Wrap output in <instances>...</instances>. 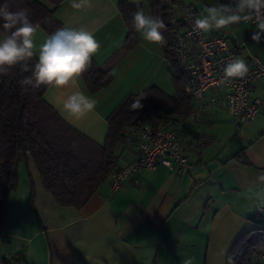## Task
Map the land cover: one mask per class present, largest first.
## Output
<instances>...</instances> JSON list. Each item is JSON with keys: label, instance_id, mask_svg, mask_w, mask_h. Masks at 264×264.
<instances>
[{"label": "crops", "instance_id": "obj_1", "mask_svg": "<svg viewBox=\"0 0 264 264\" xmlns=\"http://www.w3.org/2000/svg\"><path fill=\"white\" fill-rule=\"evenodd\" d=\"M125 1L149 13L146 0ZM71 3L44 5L63 26L93 33L100 48L92 58L109 70L108 81L90 91L80 75L66 86H49L44 100L75 130L102 144L108 115L127 95L149 86L175 95L160 82L171 68L161 44L138 35L127 38L118 0H90L82 9ZM209 3L180 0L174 16L181 18L191 9L197 18ZM254 30V23L245 22L209 33H224L235 47L243 43L237 48L244 60L256 55L264 63V41L251 40ZM4 35L0 31V38ZM48 35L38 25L33 37L37 51ZM77 90L98 101L80 117L63 109V100ZM213 94L209 108L192 100L187 117L175 115L157 126L179 136L191 164L183 175L157 163L153 170L126 178L115 191L107 178L75 209L56 205L43 190L31 158L21 162L17 187L8 195L0 222V264H183L188 257H194L193 264H225L239 236L264 227V182L257 179L264 175V102L253 121L237 128L224 99ZM251 96L264 100L260 78L252 84ZM136 152L135 143L120 144L116 167L132 161ZM253 260L264 263V251Z\"/></svg>", "mask_w": 264, "mask_h": 264}, {"label": "trees", "instance_id": "obj_2", "mask_svg": "<svg viewBox=\"0 0 264 264\" xmlns=\"http://www.w3.org/2000/svg\"><path fill=\"white\" fill-rule=\"evenodd\" d=\"M64 1L0 0V5L7 2L12 11L27 8L30 20L51 34L63 25L53 17L54 10L44 2L59 6ZM145 2L150 15L160 17L166 25L162 30L165 43L161 44V51L171 68L174 27L183 26L182 18H177L173 12L180 0ZM220 2L228 4L230 0ZM118 8L129 30L127 38H130L135 32L131 24L137 7L118 0ZM0 31L5 33L2 27ZM36 61L34 56L29 65ZM170 71L176 85L175 95L167 94L158 86L144 88L141 92L147 96L142 100L143 107L136 111L131 110L130 105L140 92L127 95L108 115L102 144L75 130L46 103L43 93L49 86L22 91L20 81L31 72H24L16 66L7 75L0 74V222L6 213L8 195L17 187L16 170L27 158L33 161L43 190L53 197L56 205L80 209L116 168L118 146L126 140L136 144L133 127L137 123H148L155 129L175 115L187 117L193 108L192 98L181 90L177 76ZM81 76L90 91H94L107 83L109 70L97 66L92 58L90 67ZM229 251L225 264H264L253 262L254 255L264 251V227H254L243 233Z\"/></svg>", "mask_w": 264, "mask_h": 264}, {"label": "clouds", "instance_id": "obj_3", "mask_svg": "<svg viewBox=\"0 0 264 264\" xmlns=\"http://www.w3.org/2000/svg\"><path fill=\"white\" fill-rule=\"evenodd\" d=\"M88 6L90 0H72L71 3L74 9ZM29 15L27 8L12 11L7 2L0 5V27L5 30V35L0 38V74L7 75L16 66L24 72H31L30 76L20 81L23 92H27L29 88L38 89L42 85L59 88L75 82L90 67L92 56L100 48L93 33L83 28L63 26L48 35L37 51L33 37L38 25L30 20ZM245 22L255 24L251 40L256 44L264 41V0H230L228 4L210 0L204 13L194 18L192 27L197 33H208ZM131 27L148 42L165 43L162 30L166 25L158 16L137 10L132 15ZM34 56H38V59L30 66L29 62ZM248 71L243 58H231L223 67L222 80L231 84L235 78H244ZM146 96L145 92L135 95L130 105L131 110L141 109L142 100ZM97 103L95 99L77 90L63 100V109L72 116L80 117L93 110ZM231 103L236 105L237 99L233 98ZM240 103L242 104V100ZM257 179L264 182V175ZM193 261L194 257H188L183 264H193Z\"/></svg>", "mask_w": 264, "mask_h": 264}, {"label": "built area", "instance_id": "obj_4", "mask_svg": "<svg viewBox=\"0 0 264 264\" xmlns=\"http://www.w3.org/2000/svg\"><path fill=\"white\" fill-rule=\"evenodd\" d=\"M181 18L183 26L174 27L171 46V70L177 76L181 90L206 108L212 105L215 92L226 102V111L234 118L237 128L253 121L264 100L262 97H252L251 88L257 78L264 81V63L256 55H252L249 62L245 60L249 71L244 78H235L231 84L223 82V67L231 58H243L237 48L243 43H239L237 47L232 46L224 33H197L192 27L196 17L191 9L186 10ZM233 98L237 99L236 105L231 103ZM150 126L148 123H137L133 127L137 135V154L132 161L109 173L112 191L117 190L126 178H132L144 170L155 169L157 163L181 175L191 168L177 133Z\"/></svg>", "mask_w": 264, "mask_h": 264}, {"label": "rangeland", "instance_id": "obj_5", "mask_svg": "<svg viewBox=\"0 0 264 264\" xmlns=\"http://www.w3.org/2000/svg\"><path fill=\"white\" fill-rule=\"evenodd\" d=\"M145 14L150 15L147 12H145ZM136 35L140 36V39H142L143 41H146V40L143 39L142 35L140 33L136 32V31L133 33V35L131 36V38L132 39L135 38ZM132 39H131V41H132ZM171 74L172 73L170 72V70H168L167 73H166V75H165L166 78L164 79V81H162V79H160V82H161V84H162L163 87L170 88V91L174 94L175 91H176L175 88H174L175 87V82H174L173 76Z\"/></svg>", "mask_w": 264, "mask_h": 264}]
</instances>
